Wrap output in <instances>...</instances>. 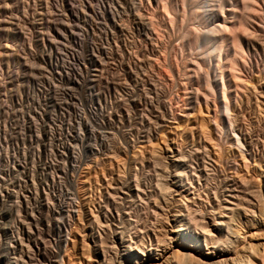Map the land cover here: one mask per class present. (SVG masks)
Here are the masks:
<instances>
[{
  "label": "bare ground",
  "instance_id": "bare-ground-1",
  "mask_svg": "<svg viewBox=\"0 0 264 264\" xmlns=\"http://www.w3.org/2000/svg\"><path fill=\"white\" fill-rule=\"evenodd\" d=\"M82 2L81 17L85 26L83 59L86 64H92L95 57L94 52L98 47L95 39H93L94 34H96L94 28H92L93 23L91 24L93 16L96 19L94 21H96V27L98 26L97 29L103 23L101 20L98 21V15L101 18L106 17V20L102 19L106 23H103L104 25L101 28H105V32L110 31L112 36H114V32H123L126 25H134L137 33L144 35V46H150V48L154 46V40L152 41L151 36L169 39L173 34L174 25H177L178 22L179 24L184 21L187 22L186 25L184 22L185 26L181 27L180 30H178L180 28L179 24L177 25L179 28L176 26L178 28H176L178 32H176L178 34L176 36L180 39L178 45L176 47L172 46L173 48H170L169 51H163L168 59L169 57L172 59V54H174V60H166V70L174 74L179 81H184L181 83L182 87H184L185 82L186 84L196 85L195 93H193L194 89L192 93L189 92L192 94L190 95L192 100L190 102L196 104L198 109L204 107L207 116L206 119L201 117L202 120L197 119V111L195 112L196 109H194L197 115L195 120L197 119V121L192 120L193 122H190L188 119L194 116V113L190 115L193 107L191 106L190 111L186 113L183 110L186 109V107L183 108L186 106L184 105L183 109L179 110V112L183 110V113L177 118L172 116L174 121L167 120L171 110L168 111V106L163 104V112L167 118L161 115L160 119L163 116V120H167V123L164 122L167 125H161L162 129L159 136L157 133L155 138L156 140L159 138V143L157 141L156 143L153 142L154 146L149 145L153 146L150 152L144 154V151H147L146 144L140 145V147H146H144L143 152L131 149L132 153H129L128 159L133 163V167L125 169L124 167L127 168L129 164H124L126 161H121L122 165H127H123L124 170L122 169V171H119L121 168L117 171L112 169L101 171L96 169V171H93L86 167L87 169L75 172V174L73 172V175L70 173L72 176L68 179V187H65L67 189L64 194L65 198L58 186L53 191L50 199L44 201L38 199L34 202L25 198L19 200L18 194H12L11 188L9 191L2 188L4 180L1 177L2 160L5 158H1L3 149H0V264H264V0H84ZM152 4L157 9L156 13L159 20L155 18L154 11L150 9ZM91 9L96 10V12L93 11V15L90 14ZM75 16L77 15L75 14ZM190 22L192 24H189ZM76 35L72 32V39L81 38V33L79 34L80 38ZM172 36L175 37V35ZM104 40L110 43L107 35ZM167 43L169 44L168 41ZM139 45L137 44L138 47ZM174 45L176 44L174 43ZM133 46L135 47V45H132L130 49ZM146 47H144V50L136 51L134 55L136 59L137 57H145L146 52H148L147 55L153 53V50L147 51ZM107 48L109 47L101 46V52H105ZM111 49L113 48L111 47ZM41 50L42 53L39 52L41 55L53 53L51 47H43ZM112 52L114 51L112 50ZM119 52L116 56L119 55ZM178 55L179 59L176 58ZM121 58H123V55ZM151 58L150 61L155 59V57ZM159 59L156 58V60ZM107 60L105 61L109 62ZM131 60L133 62V59ZM137 60L145 61V58ZM144 61L141 62L144 63ZM153 62L155 61L153 60ZM128 66L132 68V66ZM151 67L154 71L153 66ZM134 69L136 70L135 65ZM100 71L97 69L96 72L100 73ZM102 73L104 74V71ZM159 73L158 76H160ZM250 73H254V79L251 76L249 77ZM125 74H123L124 77ZM144 74L143 71L142 75L144 76ZM137 75L139 74L137 73ZM164 75L168 78L166 72ZM114 77H116V74ZM244 79L247 84L250 83L246 85ZM135 80L137 81V79ZM121 81L123 82V77ZM117 82H114V84H118ZM164 82L163 84H166ZM128 84L124 86L128 87ZM172 84H174V81ZM159 85L156 87L159 88ZM36 86L38 92L45 91V87H41L39 82ZM188 86L190 87V85ZM132 88L131 91H133ZM155 88L154 90L158 89ZM166 88L168 89V87ZM181 91L179 90V92ZM120 92L117 93L122 96L123 94L121 95ZM144 92L149 93V91ZM161 93L166 94V92ZM142 94L141 96H143ZM159 95L161 96V94ZM114 96L116 98V95ZM171 97L169 99L172 100ZM178 97L176 98L178 99ZM49 98L51 99L50 96ZM122 98L124 99V95ZM46 99L45 97V101ZM185 99L186 97L184 102H181L182 104L185 103ZM2 100L0 102L4 103ZM167 100L168 98L166 102L170 101ZM134 101L136 102V100ZM145 101L147 102V100ZM126 102L127 105L125 106H128L129 102ZM2 105H5V103ZM138 105V102L134 104L135 107H138ZM211 105L213 108H210ZM125 106L123 108L126 111L128 109ZM179 106L175 107L174 105L175 110ZM50 108L48 109L50 110ZM146 109L152 112L151 109ZM158 111H160L159 114L162 112L161 109ZM145 114H147L146 111ZM245 117L246 121L244 122ZM184 121L189 122L190 129L189 127H186L187 129L182 127L181 124ZM148 122L151 123L150 119ZM154 122H152L153 125ZM128 123H131V121ZM184 123L183 125L187 126L188 123ZM156 124L158 129L160 123ZM142 125L144 127V124ZM138 128L137 130L140 129ZM150 131L148 132L150 133ZM179 131H182L180 137H183L180 142L177 138ZM115 137L117 136L114 135L113 138ZM146 139H148V134ZM156 144H159L158 148H155ZM225 149L228 150L227 152L230 155L224 153L226 152ZM126 151L128 152V148L124 152ZM108 156L114 160L116 159L114 154L113 156L107 154V157L104 154V158L107 159ZM237 156H240L248 164L245 163L241 167L237 161L239 157L236 159ZM91 159L95 161L93 157ZM112 160L110 161L112 162ZM88 161L86 158V162ZM97 161H99V157L98 160L96 159ZM137 162H140L139 164L142 162L153 163L155 166L152 165L151 169L149 167L146 169V167H142L145 164L137 167ZM21 163L23 171L25 169L24 162ZM42 170L44 169L42 168ZM81 175L85 179L94 176L93 180L99 177V181H96L97 183L90 188L89 183L91 182L89 181L91 179L89 181L86 179L80 183L79 180L75 181V176L80 177ZM54 184L52 185L54 186ZM44 186L48 189L47 184ZM12 195L14 200H8ZM49 195H45L47 196L45 198H48Z\"/></svg>",
  "mask_w": 264,
  "mask_h": 264
},
{
  "label": "rangeland",
  "instance_id": "rangeland-1",
  "mask_svg": "<svg viewBox=\"0 0 264 264\" xmlns=\"http://www.w3.org/2000/svg\"><path fill=\"white\" fill-rule=\"evenodd\" d=\"M82 1H84V0H70V1L69 0H0V98L3 99L2 101H4V103H5V105H2L4 103L0 102V149L1 150L3 149L1 151V153H2L1 158L6 159V160L5 159L2 160V175H1V177H3V179H4V184L2 187L5 188L7 186V188H5V190H7V189L10 190V188H11L10 191L14 195L17 194L16 192H19L18 193V199L19 200H23L22 198H25L31 202H34V200H38V199L43 200V201L46 199H50L53 191H55L57 189L56 188L57 186L62 190L61 194H63V196L65 198L64 194L67 191V189H65V187H68V179L71 178L70 176L73 175V172L75 174V172H79L81 170L87 169L88 167H89L88 168L89 170H93V171L94 170L96 171V169H97V171L106 170V169L107 170L112 169L114 171H117V169H120V168L121 169L119 171H122L123 167L127 166L128 164L131 166L128 165L127 168L126 167H124V168L125 169L132 168L133 163H131L128 159V157L132 153V150H139L140 152H143L145 150V148L147 147L146 148L147 151L145 150L146 153L144 151V154H147V152H150L151 147L154 146L153 142L156 143L158 141L157 143H159V138L157 137L158 139L157 140L155 139L156 134L158 133L157 135L159 136V133L162 129L161 125L166 126L167 120H172V119H174V117L177 118L184 111L186 113L189 112L190 111L189 108L191 106L193 108H191L192 112L190 113V115L194 113V116L192 118L188 119L190 122H193L195 120V118H197V115H198L197 119H199V120L206 119V116H207V115H205L207 113L204 110V107L203 108L201 107L202 109H198V106L196 104H194L193 102H190V101H192L190 98V95H192L191 93H192L193 89H194L193 93H195L196 85H192L191 83L186 84V82H185V84L183 85L184 87H182L181 83H183L184 81L183 82L179 81L174 74H172L171 72L166 70V64H167L166 60H168V61L174 60V54H172V59H170L171 57H169V59H168V57L166 58V56L164 55L163 51H169L170 48L176 47L178 45L180 39H179V37H177L178 36L177 29L180 27L178 29V30H180L181 27L185 26L187 24V22H185V21H184L185 25H184V22L180 23L182 26L178 22L179 25L178 24L177 25L179 27L177 25H174L175 30L173 28V34L172 35H175V37H173L171 35L172 37L170 36L168 39L165 37L151 36L152 41L154 40L153 41L154 43L153 42L152 43L155 46V47L154 46L151 47L154 49H151L150 46H147V47L144 46L145 45L143 43V42H145L144 35L143 36L139 35L137 33V31L135 30L134 25H130V26L126 25L125 26L126 29L123 32H114V36H112L110 31L105 32L104 31L105 28L104 29L101 28L102 25H104L106 23L102 19L104 18V20H106V17L101 18V16L98 15V18H99L98 21L101 20V22H103L104 24L102 23L101 26L99 27V29H97L98 26L96 27L97 24H96V21H94L95 17L93 16V18H92L93 22H91V24L93 23L92 28H94L93 29L94 33L96 32V34H94L93 39H95V42L97 43V46H98L97 51L95 53L96 58L93 60L92 64H88V65L85 64V66H88V67H86L85 70H83V68H82L81 80L79 78H77L76 84L74 86L67 85L66 89L63 88L61 85H58V87L60 88L59 91H56V89H49L50 90L49 96L51 97V99L49 98V96L46 97L44 93L39 94V92L36 89L37 88L36 84H38V82H39V85H41V87H46L47 86V80H49L50 76L44 72L45 71V64L41 63V60L37 61L36 59L33 58V56H32L33 51L35 50L34 52H37L38 55H41V53H42L41 49L43 47H46V48L51 47L52 52H53V46H50L51 39L56 41V48H63V47L70 48L71 47V41H72V36L70 34V30H72L74 33L77 34L76 37L80 38L79 34L80 33L82 34L81 30H83V31L85 30L83 18L81 17L82 16L81 11H83V10H81L83 7ZM145 4H146V1H145ZM147 6H149V5H147ZM152 7H154V8H152ZM150 9H151V11H154L155 18L157 20H159L158 15L156 13L157 9L155 8V5L152 4ZM153 9H155V10H153ZM94 10L95 9H93V10L91 9L90 14H92ZM94 12H96V10ZM75 14L77 16H75ZM189 24H192V22H190ZM68 25L69 26L73 25V26L69 27ZM129 27L131 30L129 29ZM126 30H128V31H126ZM130 31H131V33H130ZM56 32H57V34H56ZM62 34H64V35H62ZM98 35H100L99 38H101V37H103V38L99 39ZM106 35L108 36V39H109L108 41H110V43L104 40ZM119 35H121V36H119ZM131 35H133V36H131ZM134 36H135V38H134ZM131 37H133L134 40ZM153 37H154V39H153ZM124 38L126 39V41ZM139 38H141V39L143 38V39L141 40ZM113 39H115L114 41L117 44L116 46H115V42L113 41ZM120 39H121V41H120ZM138 39H139L141 46L139 45ZM175 39L176 40L179 39V40L176 41ZM101 41H102V45H101ZM130 41H132V42H130ZM164 41L166 43L168 41L170 46L168 43L166 45V43ZM126 42H127V44H125ZM155 42H156V44H155ZM161 42H163V43H161ZM170 42H172V43H170ZM104 43H105V45H104ZM174 43L176 45H174ZM137 44L139 45V47L137 46ZM132 45H135V47L136 46L137 47L135 48L133 46L130 49V47ZM101 46L102 47L104 46L105 48L106 47H109V48H107L105 50V52H101ZM156 46H158L157 48L160 49L161 53H160L159 49L157 50ZM163 46L167 47V48H164ZM111 47L113 49H111ZM144 47H146V49H148L147 51L153 50V53H151V55L150 54L147 55L146 53H148V52L143 51V52H146L144 55L145 57H139V58L137 57V59L145 58V61L141 60V61H144V63H143L141 61H138L134 55H135L136 51L144 50ZM141 48H143V49H141ZM98 49H99V51H98ZM132 49H133V51H132ZM112 50L114 52H112ZM107 51H109L111 53V55H113V56H111L109 52H108L109 53L108 54ZM155 51H156V53H155ZM39 52H41V53L39 54ZM78 52H80V50H78ZM99 52H100V54H99ZM118 52H119V55L121 54V56H119V55L116 56ZM130 52H132V53H130ZM157 53L160 54L161 56H159ZM122 55H123V58H121ZM155 55H157V56H155ZM147 56L149 57V60H148ZM21 57H22L23 61L21 60ZM106 57H108V58H106ZM128 57H130L129 58L130 60L128 59ZM150 57H152L151 59H153L155 57V59H153V60L155 62L156 61L157 62L155 63V62H153V60L150 61ZM112 58H114V59H112ZM156 58L157 59L160 58V59L156 60ZM176 58L179 59V55ZM107 59L109 60V62L105 61ZM131 59H133V62ZM99 60H101L102 63L99 62ZM121 62H123V63H121ZM125 62H127V63H125ZM129 62H131L132 64ZM151 62L155 65H153ZM103 63L105 64V68H104ZM106 63H107V65H106ZM161 63H163V64H161ZM102 64H103V66H102ZM133 64L135 65L136 70L134 69ZM116 65H117V67H116ZM127 65L132 66V68L129 66L127 67ZM140 65H142V66H140ZM161 65H162V67H161ZM139 66L141 67L140 69H139ZM151 66H153L154 71H152ZM142 67H143V69L144 68L145 69L143 70ZM154 67H155V69H154ZM42 68H44V69H42ZM128 68L130 71L128 70ZM97 69H98V71L99 70H101L102 72L104 71V74L101 71H100V73L96 72ZM142 70L145 72V74H147V75L144 74L145 77L142 75L143 74ZM105 71H106V73H105ZM124 71H125V73L126 72L127 73L125 74ZM135 72H136V74H135ZM153 72H155V73L153 74ZM158 72H160L159 73L160 76H158ZM161 72H163V73H161ZM165 72H166V74H168L167 75L168 78L165 77V75H164ZM167 72H169V73H167ZM79 73H78V75H79ZM101 73H102V75H101ZM114 73L116 74L117 78L114 77L115 76ZM137 73L139 75H137ZM123 74H125V77ZM132 74H133V76H132ZM150 74H151V76H150ZM170 74H171V79H170ZM119 75L120 76L123 75L122 76L123 82L121 81L122 77H120ZM147 76H149V77H147ZM156 76H158V77H156ZM250 76L252 79H254V73L253 74L250 73L249 77ZM113 77L116 79H114ZM150 77H151V79H150ZM160 77H161V79H160ZM96 78H97V80H96ZM158 78H159V80H158ZM91 79H93L94 81ZM119 79H120V81H119ZM135 79H137V81ZM154 79H155V81H154ZM246 79L249 80L248 78H246ZM157 80H158V82H157ZM175 80L177 81V84H176ZM173 81H174V84H172ZM114 82H117L118 84H114ZM163 82L166 83L167 85L163 84ZM128 83H130L131 85H129ZM154 83H156L157 85H159L161 83V85H159L160 90L158 87H156L157 86L156 84L153 85ZM249 83L250 82H248V84ZM125 84L126 85L128 84V87L124 86ZM143 84H145V85H143ZM178 84L180 86H177ZM245 84L248 85L246 80H245ZM118 85H120V86H118ZM133 85H134V87H133ZM188 85H190V87ZM154 86L158 89H156ZM124 87L127 89L125 90ZM142 87H144V88L142 89ZM166 87H168V89ZM174 87L178 88V90H176V88L174 89ZM114 88H116V89L114 90ZM131 88L134 91V93H132L133 91H131ZM149 88L151 91L149 90ZM154 88L156 90H154ZM184 88H185V90H184ZM27 89H28V91H27ZM90 89L92 90L91 92H90ZM145 89H147V90H145ZM163 89H164V91H163ZM186 89H188L189 91ZM127 90H128V92H127ZM179 90H182V91L179 92ZM119 91H121L120 92L121 95L122 94L124 95V99H125V96H127L126 97L127 100L125 99V101H123L124 100L122 98L123 95L120 96L119 93H117ZM144 91H149V93L144 92ZM160 91L163 93L166 92L167 95L166 94L163 95ZM143 92L147 95H145ZM183 92H185L187 94V96H185L186 94ZM189 92H191V93H189ZM127 93L129 96L127 95ZM140 93L141 94L143 93L142 94L143 96H141ZM155 93H157V94L155 95ZM171 93H172V95L175 96V97L173 96L174 99H173V97H171L172 96V95H170ZM173 93H175V94H173ZM90 94H92V95H90ZM159 94H161V96ZM114 95H116V98ZM138 96H141V97H138ZM147 96L149 98L146 99L145 97H147ZM157 96H158V99H157ZM177 96H179L178 99L176 98ZM188 96L190 99L188 98ZM45 97L49 100L47 101V99H46V101H45ZM86 97H87V99H86ZM118 97L120 99L122 98L121 102L119 101L120 99ZM169 97L172 98L173 103H172V100L169 99ZM185 97H186L185 103L182 104L184 102ZM135 98H137V99H135ZM167 98L171 102L168 100H167L168 102H166ZM180 98H181V100H180ZM1 99H0V101H1ZM149 99H150V102H149ZM134 100H136V102ZM145 100H147V102ZM155 100L156 101L159 100L160 102H156ZM126 101L129 102L128 106H125V105H127V104H125ZM151 101H152V103H151ZM187 101H188V103H186ZM46 102H48V103H46ZM123 102H124V104H123ZM128 102H126V103H128ZM137 102L139 103V105H138V107H135L134 104ZM145 102H146V104H145ZM51 103H53V105H51ZM119 103H120V106H119ZM140 103H141V105H140ZM175 103H177V104H175ZM130 104H131V106H130ZM151 104H153L152 107H151ZM163 104H165V106H168L167 107L168 111L171 110V113L169 112V115H168L169 119L164 115ZM169 104H171L172 107L169 106ZM160 105H162V106H160ZM174 105H175V107L177 105L178 106L181 105V106L177 107L176 110H178V111L175 110ZM184 105H186V106H184ZM124 106L126 107V109L131 110V111L126 110L127 111V113H126V111L124 110L125 108H123ZM194 106H195V108H194ZM47 107L48 108L51 107L50 110ZM159 107H161V108H159ZM182 107L183 108L186 107L187 110L183 109ZM145 108L151 109L152 112H150L148 109L145 110ZM210 108H213L212 105L210 106ZM44 109H46L45 110L46 113L44 112V116L42 117V119H43V121L46 122V124H42L40 122L41 120L39 121L41 116H38V114H36V113L41 114ZM141 109H143V110L140 111ZM160 109L162 112L159 114L160 111H158V110H160ZM180 109H183L184 111L181 110L179 112ZM194 109H196L195 112L197 111L196 112L197 115L194 112ZM15 111H16V113H15ZM47 111L48 112L50 111L51 113L50 112L48 113ZM132 111H134V112H132ZM145 111L147 114H145ZM198 111L199 112L202 111V112L199 114ZM128 112H130V113L128 114ZM108 113H109V115H108ZM110 113H111V115H110ZM121 113H122V115H120ZM142 113H143V115H142ZM116 114L120 115L122 118L120 116L117 117L118 115H116ZM211 114H212V110H211ZM19 115H20V119L22 117V119H24V121L26 122L24 129L21 127V130H19L20 126H17V127L15 126V122H16V120H18ZM130 115H131V117H130ZM145 115H148V116H145ZM155 115H157V116H155ZM158 115H160V117H158ZM161 115L165 116L167 118V120L166 119L163 120V116H162V119H160ZM109 116L111 117L110 119H109ZM172 116H174V117H172ZM128 117L130 119H132V118L133 119L130 120ZM141 117L144 119L142 120ZM147 117L150 119V122H151L150 124L148 122L149 119ZM146 119H148V120L146 121ZM151 119H153V120H151ZM197 119L195 121H197ZM244 119H245L244 120V122H245L246 117ZM133 120H135V121H133ZM12 121H14V122H12ZM30 121H32V123H30ZM129 121H131V123H128ZM154 121L155 122L157 121L156 123H158V124L160 123L158 129H157L158 125ZM172 121H174V120H172ZM113 122H114V124H113ZM152 122H154V125H156V126H154L152 124ZM164 122H166V123H164ZM184 122H186V121H184ZM35 123H36V125H35ZM117 123L119 124L118 125L119 128H117L118 127ZM183 123L181 124L183 128L185 127V129H187L186 127H189V129H190L189 122H186L188 124L184 123L187 126H184ZM91 124H93V125H91ZM111 124H113V125H111ZM142 124H144V127ZM20 125H21V122H20ZM47 125H49L50 127H48ZM140 125H142L141 126L142 128L140 127ZM35 126H37V127H35ZM150 127H151V129H150ZM133 128L136 130H134ZM137 128L139 130H137ZM49 129H50V131H49ZM145 129L147 132L145 131ZM36 130H37V132H36ZM155 130L158 132H156ZM141 131H143V132H141ZM148 131H150V133ZM16 132H17V134L22 133L23 135L18 136V135H16ZM108 132H110L113 135H111ZM181 132L182 131H179L177 133V136L179 135L177 137L179 139L178 142H180L181 139L183 140V137L182 136H181L182 138L180 137ZM120 133H122V134L119 135ZM137 133L138 134L140 133V135H138ZM50 134L52 136L51 141L44 139L45 136H49ZM147 134H148V139H146ZM150 134L153 135L154 137L151 136ZM114 135L117 136V137H115L116 139L113 138ZM36 136H37V138H35ZM117 138H119V139H117ZM149 138H151V139H149ZM30 140H35L32 142L33 146H31V144L29 143ZM118 140H120V141H118ZM125 140H126V142L127 141L128 142L126 143ZM147 140H151V141H147ZM141 142H143V143H141ZM147 142H149V143L147 144ZM128 144H130V145H128ZM144 144L147 145L146 147L144 146L145 148L140 147V145L143 146ZM131 145L133 147H135L137 145L136 146L137 148L135 147L136 148L135 149ZM149 145H153V146H149ZM158 145L159 144H156L155 148H158L157 147ZM35 148H37L39 151L40 164L37 163L34 166V172L29 171V177L28 178H22L21 182H20L19 176L12 170V168L7 167V161L9 158L11 160L14 159V157L15 158L17 157L19 159L24 154V157H25V159L29 165V169H30V165H31L30 157L32 154V149H35ZM127 148H128V152L127 151L124 152ZM129 148H130V150H129ZM142 148H144V149H142ZM5 151H6L7 155L5 154ZM225 151H226V152H224L225 154L230 155V153L227 152L228 151L227 149H225ZM104 154L106 157H107V154L108 155L110 154V156L111 155L113 156V154H114V156H116L115 157L116 159L114 160L112 157H110L113 159L112 160L108 156V158H107L108 160H107L106 157L104 158ZM140 154H143V153H140ZM101 155H102L103 159H102ZM7 157H8V159H7ZM92 157H93V159H95V161L93 160L94 162L91 159ZM98 157H99V161L96 162V159L98 160ZM121 157H122V159H121ZM86 158H87V160H89L88 162H86ZM236 159H237L239 165H241V167H243L244 164L247 163V162H245L244 159L242 160L240 156H237ZM110 160H112V162ZM121 161H126V162H124V164H127V165L123 164L124 165L123 166ZM84 163L85 164L87 163L86 166ZM88 163H89V165L90 164L91 165L89 166ZM139 163L140 162H137V165H136L137 167H140L142 164L143 165L145 164V166H142V167H146V169L148 167L151 169L153 166H155V164H153V163H150V164L144 163V162H142L141 164H139ZM148 164H149V166H148ZM117 165H118V167H117ZM95 166H97L98 168ZM156 166L158 167L159 165H156ZM42 168L44 170H42ZM93 168H95V169H93ZM78 169H80V170H78ZM54 173H55V175H54ZM58 174H59V176H58ZM60 174H61V176H60ZM30 175H31L32 179L30 178ZM62 176H64V177H62ZM57 177L58 178L62 177V178L58 179ZM90 177L91 178H88V179L86 178V179H87V181H89L91 179V181H89V182H91V183H89V185L91 187L90 186L89 187L92 188V186L95 185L99 181V177L94 178V180H93L94 176H90ZM86 179L83 177V175H81L80 177L75 176V181L77 182V180H79L78 181L79 183L84 182ZM31 181H32V183H31ZM93 181H95V182H93ZM53 183H55L56 185L54 184V186H53L52 185ZM59 183H61V184H59ZM45 184L48 185V189L45 188V186H44ZM12 189L13 190L15 189V190L13 191ZM49 191L50 192L52 191V192L50 193ZM37 193L39 196L37 195ZM49 193H50V195H49ZM45 195H49L48 198H45V197H47ZM8 200H14V196L12 195L10 198H8Z\"/></svg>",
  "mask_w": 264,
  "mask_h": 264
},
{
  "label": "built area",
  "instance_id": "built-area-1",
  "mask_svg": "<svg viewBox=\"0 0 264 264\" xmlns=\"http://www.w3.org/2000/svg\"><path fill=\"white\" fill-rule=\"evenodd\" d=\"M72 30H70V34L72 36ZM57 34V32H56ZM85 30L82 31L81 38L80 39H72L71 41V47H63V48H56V41L51 39L50 46H53V53H48V55H38L37 52H33V58L37 61L41 60V63L45 64V73L50 76L49 80H47V86L45 87L44 92H39V94L44 93L46 97L49 96V89H56V91H59L58 85H61L63 88L66 89L67 85L74 86L76 84L77 78L81 80L82 75V68L83 70L86 69V66L83 59V52H84V44H83V38H84ZM80 50V52H78ZM97 51V47H96ZM96 51L94 52V59L96 58ZM79 57V58H78ZM93 59V60H94ZM21 60L23 61L22 57ZM88 65V64H86ZM80 72V73H79ZM79 73V75H78ZM38 116H41L39 121L42 124H46L45 121H43L42 117L44 116V110L42 113H36ZM21 122V125H20ZM25 121L24 119H20V115L18 116V120L15 122V126H20L19 130H21V127L24 129L25 127ZM32 123V121H30ZM50 127L49 125H47ZM46 126V127H47ZM16 135L21 136L22 133L16 132ZM51 134L50 136H45L44 139H47L48 141H51ZM37 138V136L35 137ZM35 140H30L29 143L31 146H33L32 142ZM19 149V148H18ZM40 155L37 148L32 149V154L30 157L31 165L29 169V165L24 157V154L21 158H14V159H8L7 161V167L12 168V170L19 176V180L21 182L22 178H28L29 177V171L34 172V166L39 163L40 164ZM24 162L25 169L22 171V163ZM39 167V166H38ZM22 173V174H21ZM31 178V175H30ZM32 179V178H31ZM32 183V181H31ZM4 184V180H3ZM3 188V187H2ZM5 189V188H4ZM9 191V190H6ZM18 194V193H17Z\"/></svg>",
  "mask_w": 264,
  "mask_h": 264
}]
</instances>
